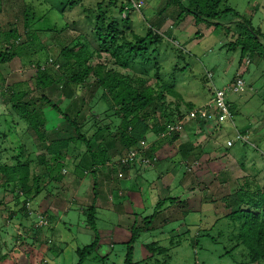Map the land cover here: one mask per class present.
Wrapping results in <instances>:
<instances>
[{
  "label": "rangeland",
  "instance_id": "374dc122",
  "mask_svg": "<svg viewBox=\"0 0 264 264\" xmlns=\"http://www.w3.org/2000/svg\"><path fill=\"white\" fill-rule=\"evenodd\" d=\"M96 1L100 0H82V4H77L72 9L66 8L62 13L61 4L64 0H0V50L10 44L12 45V43L17 44V46H13L17 56L9 63L0 65V165L14 164L16 162L15 157L19 155L20 162L29 165L30 179L41 174L43 180H45L46 173L43 167H40L39 161L41 160L40 155L44 152V147L48 142H40L29 124L11 108L8 97L3 95L5 91L24 93L23 100H32L34 107L41 109L47 117L48 125L46 128L49 129L48 134L50 136L73 137L75 134L68 124H61L64 120L59 118L51 107L41 99V96L44 95L52 103H56L61 112H64L66 107L75 102L81 111L78 116L81 125L78 124L81 126V132L91 140V145L97 149L98 145L105 142V139L100 137L107 138L109 134L110 137L107 141L112 145L107 148L109 153L112 154L118 149L116 148L118 142L114 137L121 116L120 114L115 115L114 110L109 109L108 102L102 99L104 89L97 88L92 92L87 85L70 84L66 86L65 82H55L50 87L38 88L35 82L36 63L38 62L43 64V68L49 69V73L55 76L56 81L61 75L66 80L65 71L60 67L63 59L59 56V52L62 46H65L68 42H75V36L82 34L93 45L94 41L90 35L92 25L86 21L83 8L93 5ZM143 2L142 11H130V30L127 31V40L129 41L134 40L132 32L138 35L145 33L147 22L144 15L152 22L158 19L161 20L160 16L153 13L162 9L165 0H143ZM225 3L237 11L241 19L250 21L251 26L259 31L256 35L258 39L256 41L264 46V0H225ZM172 21H174L173 18H170L164 23V25H170L171 40L170 42L164 41L161 47L159 46L160 56L155 59V62L158 60L162 64L158 73L159 77L163 79L165 84H170V87L179 94L178 97L167 95V101L179 102L180 110L186 114L184 103L195 104V107L202 106L215 98V90L225 89L226 99L236 108H234L235 114L232 117L234 125L239 129H242L243 125L249 128L244 130L247 131L248 135L247 145L243 147L236 143L230 149L231 152H236L238 149L241 152L234 153V158L229 155L226 160L227 168L224 170L230 174L232 173L231 175L235 177L240 175V169L249 177L247 181L242 182L243 186L248 182L251 184V187H249L251 191L264 190V153H262L264 151V57L254 55L248 64L246 63L247 59H245L247 57H244L241 61L242 64H238L240 49L238 47L229 49L228 44L233 41L232 33L240 23L230 24L229 17L224 20L226 24L232 26V33L229 34H226V24L217 28L207 27L204 22L195 24L192 15L186 16L178 24H172ZM64 26L66 28L61 31ZM11 29L17 31V38H6L5 33H8ZM48 29L52 30L47 31ZM245 29L240 28L241 31ZM251 42L255 41L251 40ZM172 45L175 48L180 47L179 51H182L180 53L182 57H179L176 50L175 52L171 50ZM260 51L263 50L260 49ZM164 55L166 57L163 58ZM50 57L56 62L55 65L52 61L44 62L45 58L49 59ZM108 61L105 62L111 63L112 59L110 58ZM245 63L248 72L240 75L243 85L238 88L237 92L227 90V86L235 83L238 71L240 72L245 68ZM129 73L147 75L151 78L156 71L153 65L142 67L133 63L130 66ZM90 83H92V79L89 80ZM172 108H174V104ZM226 123L220 127L222 129L220 133L224 130V134L228 133V130L232 131L233 128H231L229 121H226ZM227 125L231 129H224ZM99 129L104 130L105 134L103 132L97 134ZM151 136L153 134L149 132L146 139L141 142L147 147L149 153L156 157V160L151 161L152 165L138 166L139 169L156 166L160 160L158 155L152 153L151 144L153 141ZM161 138L163 139V137ZM251 143L257 147L254 148ZM69 146L74 147L73 153L76 160H73L78 163L82 159V153L85 152V145L82 142H72L69 143ZM69 152L71 150L65 152L66 155ZM122 153H127V151L124 149ZM217 156L213 155V161H218L219 157ZM67 162L68 158L65 156L62 164L65 166ZM129 168H133L132 172L135 177L138 171L133 164L129 165ZM185 168L182 166L181 173L189 171L187 167ZM58 169H60V166H58ZM65 169L69 173L73 171L70 165H67ZM61 172L64 174L62 170ZM118 172L124 175L122 170H118ZM179 176L181 177L182 174ZM87 177L88 179L91 178L90 175ZM168 178L165 177L160 183V185L163 184L162 188L170 181ZM178 178L175 177L173 185L179 182ZM153 180L151 178L147 179L148 183ZM1 182L0 180V200L2 201L0 204V264H77L78 256L75 249L90 244L94 239V236L83 239L78 231V227L91 229L88 221L91 204H83L82 201L83 203L80 205L82 210L78 205L69 207L67 213L61 216L62 218L58 217L54 220L52 225L49 220L51 227L47 229L46 226L39 224L41 220L46 221L44 210L52 208L51 211L54 216L56 213H60L59 208H55V205L49 206V202L55 203L57 201L56 194L58 193L57 190L51 188L57 186L65 190L64 183L63 185L61 183L41 188L39 195L27 205L30 212L28 216H25V210L21 209L22 198L24 197H16L15 183L2 187ZM197 182L199 183L200 179ZM208 182L217 185L219 180L213 181L211 177ZM235 188L234 180L227 181L225 186L218 188L219 191L213 187L210 195L205 196L208 204L207 210H209H206L209 218L204 220L205 225L199 224L197 219L199 215L195 213L193 214L195 220L183 224L185 229L179 228L181 221H175L174 219L179 217L176 214L187 211V206L184 205L186 198L174 202L175 204L171 200H167V203L165 202L160 208L157 204L155 207L147 204L149 210L140 216L145 219L152 215L155 217L159 213L158 217L160 218H157V221L162 228L149 230L148 226L142 227L139 225L144 222L143 218L137 220L140 230L136 241L138 240L140 246L143 244L141 251L137 254L140 258L138 262L142 264H239L240 262H244V264H264V257L257 263H250L251 256L248 254V249L237 239L240 232V223L237 222L234 226L232 221L224 216L230 210L227 211L221 207L220 198L229 196L230 199H235L237 197ZM147 193L148 195L151 194L150 196H155L154 190H148ZM162 195L166 196V193H162ZM173 195L175 193L169 197L172 198ZM85 198L86 194L81 200ZM166 198L168 197L166 196ZM240 198L245 201L248 200L246 192H243ZM209 202L212 204H209ZM165 204L169 208L168 211L163 210ZM212 209L215 212L214 217L211 215ZM94 213L93 224L97 225L98 228L102 227L101 230L108 229L106 227L108 226V220H103V218L110 215L100 210ZM214 218L216 219L214 220ZM60 219L61 222H59ZM163 219L167 220L164 225L162 223ZM260 220L264 222V214L261 215ZM57 223L60 224L56 225ZM155 223L156 221L153 218L150 224ZM188 224L194 227L189 229L188 233H185ZM90 232H93V230L91 229ZM36 233L37 235L34 236ZM65 236L67 239H64ZM103 236L99 235L96 249L86 257L84 264H112L111 261L117 262L119 260L121 253L116 251L117 249L113 251L111 249L108 255H103L102 250H100L101 244L103 242L110 243L111 241L102 238ZM77 240L79 241L77 242ZM235 245H237V248L232 251ZM56 248L62 249V252L57 253ZM227 251L231 252L227 253ZM102 255L103 258H101ZM104 257H107L108 260H104Z\"/></svg>",
  "mask_w": 264,
  "mask_h": 264
},
{
  "label": "trees",
  "instance_id": "16d2710c",
  "mask_svg": "<svg viewBox=\"0 0 264 264\" xmlns=\"http://www.w3.org/2000/svg\"><path fill=\"white\" fill-rule=\"evenodd\" d=\"M81 1L82 0H64L61 4V12L63 13L66 8L72 9L75 5L82 4ZM132 1L133 0H100L94 2L91 6L83 8L86 21L92 25L90 35L94 43L92 45L84 35L79 34L80 36H75V42L70 41L71 43L68 42V44L62 46L59 56L63 59V63L60 67L65 71L66 80L63 75H61L56 81L55 76L49 73L48 68H43V64L40 62L36 63L37 69L35 72V82L38 88L50 87L55 82H65L66 86L70 84L78 86L87 85L88 89L92 92L97 88L104 89L105 92L103 91L102 99L108 102L109 109H113L115 115L120 114L121 116L120 124L115 131L114 137L118 142L116 148L119 149V152H122L124 149L128 151L131 148H135L141 141L146 139V135L149 132L155 135L158 138L157 140L162 139L161 137H163V139L174 140L177 138V132H171L169 135L165 134L167 126L181 120L184 122L190 121L184 120L185 112L180 110L179 102L172 103L167 101V95L178 97L179 94L170 87V84H165L163 79L159 77L158 73L162 64L158 60L155 62V59L160 56L159 46L161 47L164 41L170 42L171 40L170 25H164L165 21L168 19L173 18L174 21H172V24H178L186 16L192 15L195 24L197 22H204L207 27L213 26L217 28L226 24L224 20H226V17H229L230 20L233 21H230V24L240 23V25L234 29L235 31L233 33L231 32V25L226 24L225 26L227 29L226 34L231 32L233 36V41L228 44V48L235 49L238 47L240 49L238 64H242L241 61L244 57H247L245 58L247 59V64L254 55L264 57V46L256 41L258 40L256 35H258L259 31L251 26L250 21L241 19L237 11L226 5L225 0H165L162 9L153 13L154 15L160 16L161 20L158 19L152 22L145 18L144 15V19L147 22L145 33L143 35H138L132 32L134 40L129 41L127 40V31L130 30V11H142L141 8L144 6L143 5L139 9L133 8ZM172 14H174L173 17ZM65 28L66 26H64L61 31ZM240 28L246 29L241 31ZM51 30L52 29H48L47 31ZM5 35L6 38L18 37V33L15 29H11L8 33H5ZM251 40L255 42L252 43ZM13 46H17V44L12 43V45L10 44L0 50V65L9 63L17 56V52L14 50ZM174 48L173 46L171 50L174 52L176 50L180 57V53H182V51H179L180 47L177 46L175 49ZM260 49L263 51H260ZM164 57L166 56L164 55L163 58ZM110 58L112 59L111 63L105 62L110 60ZM50 60L54 62L51 57L49 59L45 58L44 62L48 63ZM133 63L141 65L142 67L153 65L156 73L151 78L147 75L130 74V66L133 65ZM53 64L55 65L56 62ZM247 64L240 72V75L248 72V68L246 67ZM90 79H92V83L89 84ZM3 95L8 97L11 108L19 114L20 118L29 124L39 141L48 142L44 147V152L40 155L41 160L39 161L40 167H43L46 173L45 180H43L41 174L39 176L35 175L30 179L29 165L21 163L19 155L15 157L16 162L14 164L0 165V180L2 181V187L10 183H15V195L18 198L24 197L22 198L21 209H24L26 212L25 216H28L30 209L27 205L39 195L41 188L59 184L62 180L63 174L61 170L64 166L62 161L66 156L65 152L71 150L73 153L74 149V147L71 148L69 146V143L82 142L85 145V152L82 153L80 166L83 170H88L92 165V169L90 168V170L95 171L96 166L105 163L108 152L107 148L112 146L107 141L110 135L108 132L106 134H108L107 136L109 137H100L101 139H105V142L102 143V145H98L97 149L94 148L93 145H91V140L81 132V124L78 120L81 111L78 109V105L73 102L66 107L64 112H61V109L56 103H52L48 98L42 95L41 99L64 120L62 124H68L74 130L75 134L73 137H61L59 135L50 136L48 134L49 129L46 128L48 125L47 117L41 109L34 107V102H32V100H23L24 93L5 91ZM226 102L230 104L229 109L233 117L235 106L227 99ZM173 104L174 108H172ZM184 105L186 106V111L195 107L191 103H184ZM225 121L233 123V118H231V120L225 119ZM223 122L224 121L214 124L212 130H218ZM101 132L105 134L104 130H97V134ZM236 132L241 133L244 131ZM163 134L165 135L163 136ZM192 150L194 151L193 148ZM142 153V156L140 155L139 159L133 163L135 168L138 166L140 167L141 158H153V155H151L148 150ZM83 161L89 162V165L87 166ZM83 165L85 167H83ZM58 166H60V169H58ZM127 167L129 166H124L121 170L123 171V169ZM55 187L56 188L52 187L51 189L58 191V187ZM33 192L34 194H32ZM243 192H246L248 197L246 201L240 198ZM177 199L178 197H168L159 200L157 206L160 208L167 200L176 202ZM1 203L2 201L0 200V204ZM234 203L235 204L228 203L227 206L230 212L224 216L231 220L234 226L237 222L240 223V232L238 233L237 239L248 249V254L251 256L250 263H257L264 257V222L260 220L261 215L264 214V190H256L253 192L249 190L248 187L245 186L244 188L241 186L237 190V198L234 200ZM90 208L88 221L90 228L93 230L94 239L90 244L76 249V254L78 256L77 264H84L86 257L95 250L98 242L96 226L93 224L95 209L93 206H90ZM44 213L46 215V221L42 225L46 226L48 229L50 228L49 219L47 217L48 210H45ZM153 217L154 215L146 217L145 219L143 218L145 222L144 225L149 226ZM31 228L33 229V226ZM139 230L140 226L138 225H133L131 228L132 234L126 243L123 264H142L141 262H134L133 260V243L136 240ZM185 233H188V230H186ZM35 235H37V233L34 234V236ZM236 248L237 245L232 248V251L234 249L236 250ZM228 252L230 253L231 251H227V253ZM101 258H103V256ZM105 258L106 257H104V259ZM240 263L244 264V262Z\"/></svg>",
  "mask_w": 264,
  "mask_h": 264
},
{
  "label": "crops",
  "instance_id": "0c3cea01",
  "mask_svg": "<svg viewBox=\"0 0 264 264\" xmlns=\"http://www.w3.org/2000/svg\"><path fill=\"white\" fill-rule=\"evenodd\" d=\"M57 120L59 121L58 118ZM229 123L231 124V128L233 129L232 131L228 130V133L225 134V130L220 133V131L222 130L220 129V127H222L224 124H227L225 120L219 126L218 130H212L214 128V124L212 122L201 123L190 120L185 122L183 121V127L179 132H177V138H175L174 140H169L166 138L156 140L157 137L155 135L151 136V140L153 141V143L151 144L152 153L158 155L160 160L156 166L146 167L143 169H139V167L135 168L138 171L135 177L133 176L134 173L132 172L133 168L129 167L123 169L124 175H122L121 177L117 176V162L120 157L125 156V153H122L121 151L119 152V149H117L116 152H113L112 154H110L107 150L108 152L105 163L96 166L95 171L90 170V168L92 169V165L90 168H88V170H83L80 166V160L77 163V161H75V154L69 153V156L66 155V157L68 158L67 165H70L73 168V171L69 173L65 169L67 165L63 166L62 168V171L64 173L63 175H65V177L62 178L59 184L62 183L63 185L64 183V187L66 189L63 190L62 188L58 187V193L56 194L57 201H55V203L49 202V206L55 205V208H59L60 211V213L57 214L55 210L56 214L54 216L51 211L52 208L48 210L49 214L47 216L50 220L51 225L54 220L58 219V217L60 218L61 216L66 214L69 207L78 205L80 208V205L83 202V204H91L90 206L94 207L95 212L100 210L102 212L104 211L108 213L110 216H108L107 218H103V220H108V226L106 227L109 230H101L102 227L98 228L97 225L95 226L98 237L99 235H104L102 238L111 240L110 243L103 242L101 244L102 247L100 250H102L101 252H103V255H108V252H111L114 249H117L116 251L121 253L119 260L117 262L111 261L112 264H123L124 254L126 251V243L130 239L132 234L131 228L133 225L138 224L137 220H142L143 217L140 215L145 214L146 211L149 210L148 205H152V207H155L159 200H162V198L166 199V196L169 197L173 193H175L173 197H178L177 201L186 198V202L184 205L187 206V211L185 213L183 211V213L176 214L179 217H176L174 219L175 221H181L179 224V228L185 229L183 224L192 222L194 219L193 214L195 213H198L199 215L197 218L199 220V224L205 225L204 220L206 218H209V214H206L208 204L206 203L205 196L210 195V191L211 189H213V187L215 189L217 188L216 190L219 191L220 189L218 188L225 186L227 184V181L229 182V180H234L236 184V195L237 190L241 186L244 188L245 186L248 188L251 187V184L248 182H246L244 186L242 184V182L249 179V177L245 175L244 171L239 169L240 175L233 177V175H231L232 173L230 174L228 173V171L224 170L225 168H227L226 160L229 155L232 156L231 158H234V153L241 152L240 149H238L236 152H231L230 149H232L236 145V143L240 144L243 147L248 143L247 131L244 130H247L249 127L243 125L242 129H239L232 122L229 121ZM231 128L227 125V127H225L224 129ZM236 131H244L241 132V134L246 138V141L237 140ZM228 141H232V144L228 145ZM251 146H253L254 148L257 147L254 146L253 143H251ZM192 148L194 149V151L192 150ZM262 153H264V151ZM213 155H218L217 157L219 158L217 162L213 161ZM244 156L246 155L244 154ZM188 159L190 160L189 162ZM235 160L237 161L236 157ZM184 162L187 164L186 166ZM83 163L87 166L89 165V162L83 161ZM182 166H184V168L187 167L189 171H187V173L186 171L185 173H181L180 169L182 170ZM83 167L85 166L83 165ZM180 174H182L181 177L179 176ZM88 175H90V179H88ZM165 177H169L168 179L170 181L162 188L163 184L160 185V183L164 180ZM175 177H179V182L173 185ZM211 177L213 181L218 179L219 183H217V185H215L213 182L209 183L208 180H210ZM149 178L154 180L148 183L147 179ZM198 179H200L199 183L197 182ZM201 186L204 188H202ZM148 190H154L155 196H150L151 194L148 195ZM162 193H166V196L162 195ZM85 194L86 200H81ZM41 198L42 197H40V199ZM236 198L230 199L229 196L220 198L221 207L224 210L228 211V203L235 204L234 200H236ZM175 203L173 202V204ZM209 204L212 203L209 202ZM166 206L167 205L165 204L163 210L168 211L169 208H167L168 206ZM80 209L82 210V208ZM211 215L213 217L215 216V212L213 211V209L211 210ZM53 216L54 218H52ZM158 216L159 213L156 214L155 217H153L156 223L152 225L150 224L147 227L149 230H159V228L161 227L159 222L157 221V218H160ZM215 219L216 218H214V220ZM59 222H61V219ZM166 222L167 220L163 219V225ZM58 224L60 223H57L56 225ZM139 225L142 227L145 226L144 223ZM186 226L188 228L187 230L194 227L191 224H188ZM78 231L79 235L82 236L83 239L91 238L94 236V233L90 232L91 229L89 228L78 227ZM64 239H67V237L65 236ZM78 241L79 240H77V242ZM142 245L143 244H141V246ZM141 246L139 245L138 240L134 241V262H138V259H140L138 258L137 254H139V251H141ZM55 251H57V253H61L62 249L56 248ZM106 259L108 260L107 257L104 260Z\"/></svg>",
  "mask_w": 264,
  "mask_h": 264
},
{
  "label": "built area",
  "instance_id": "2783aa9c",
  "mask_svg": "<svg viewBox=\"0 0 264 264\" xmlns=\"http://www.w3.org/2000/svg\"><path fill=\"white\" fill-rule=\"evenodd\" d=\"M133 8L139 9L144 5L143 0H133L132 1ZM51 62V60H50ZM243 85V80L240 77H237L235 79L234 84H230L227 86V90H232L234 92H237L238 88ZM215 98L211 99L209 102L202 106L194 107L187 111V113L184 116V120H196L201 122H214L218 123L221 121H224L225 119L232 118V114L230 112V104L226 102V93L225 89H218L215 90ZM183 120L177 121L176 123L169 124L167 126V133L165 134L169 135L171 132H179V130L182 128ZM163 134V136L165 135ZM236 139L239 141H246V138L239 132H236ZM232 141H228V145H231ZM147 147L143 145V142H140L138 146L135 148H131L125 153V156H122L119 158L117 164H118V170H121L124 166H129L133 164L137 159H139L140 155L142 156V152H146ZM152 160H156V157L153 158H141V166L142 165H152ZM121 173L118 172L117 176L121 177ZM45 221H40L39 224H44Z\"/></svg>",
  "mask_w": 264,
  "mask_h": 264
},
{
  "label": "clouds",
  "instance_id": "9594fccd",
  "mask_svg": "<svg viewBox=\"0 0 264 264\" xmlns=\"http://www.w3.org/2000/svg\"><path fill=\"white\" fill-rule=\"evenodd\" d=\"M240 72H241V71H240ZM240 72L238 71V73L236 74L237 77H240ZM237 77H236V78H237ZM236 78H235V79H236ZM240 78H241V77H240ZM241 79H242V78H241Z\"/></svg>",
  "mask_w": 264,
  "mask_h": 264
}]
</instances>
